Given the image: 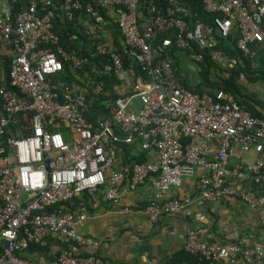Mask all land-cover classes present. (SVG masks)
Segmentation results:
<instances>
[{"label": "built area", "instance_id": "2783aa9c", "mask_svg": "<svg viewBox=\"0 0 264 264\" xmlns=\"http://www.w3.org/2000/svg\"><path fill=\"white\" fill-rule=\"evenodd\" d=\"M8 1V7H0V56L10 57L8 86L14 90L5 85L0 64V240L5 242L0 264H38L15 253L49 241L96 252L99 241L77 231L85 215L74 209L76 200L101 195L117 205L123 184L130 191L150 184L153 198L142 213L152 223L191 217L195 200L234 199L254 210L264 229V197L246 186L264 185V121L223 91L207 101L182 88L162 58L174 47L187 54L195 75L205 58L218 70L235 68L241 61L221 45L234 34L233 48L255 69L256 51L264 48V0H200L210 24L196 20L177 0H167L162 11L143 0H62L59 5L30 0L15 14L14 5L23 0ZM106 10L112 11L122 48L138 73L100 41L83 58L60 45L57 17L75 22L84 15L83 33L97 41L103 40ZM96 56L108 57V63L91 70L85 88L61 80L62 62L81 69ZM106 76L115 79L121 94L109 96ZM237 79L254 93L251 85L258 83L250 84L243 73ZM88 86L90 101L109 97L103 102L106 114L95 125L84 115ZM121 140L142 153L153 152L154 158L118 163L115 144ZM249 153L253 161L244 163ZM185 178L194 179V195L163 201L162 195ZM183 250L200 264H232L233 255L251 262L264 257V247L201 241L189 226ZM45 264H96V259L62 249Z\"/></svg>", "mask_w": 264, "mask_h": 264}, {"label": "crops", "instance_id": "0c3cea01", "mask_svg": "<svg viewBox=\"0 0 264 264\" xmlns=\"http://www.w3.org/2000/svg\"><path fill=\"white\" fill-rule=\"evenodd\" d=\"M8 6V0H0V7ZM104 16L103 41L116 50L109 27L113 17L112 11L106 10ZM85 19L84 15H80L77 19L78 26H84ZM118 42L122 46L120 38ZM109 92L119 95L122 89L112 84ZM140 153L144 155V160L154 158L153 152ZM253 158L252 153L246 154L243 162L251 163ZM117 162L120 163L119 157ZM230 165H234V162ZM246 186L255 189L264 197V185L247 184ZM194 192V179L185 178L180 187L172 188L164 193L162 200L187 194L194 195ZM120 194L121 198L117 205L109 204L101 195L94 197L83 195L78 198L77 204L80 207L78 210L85 215V219L77 231L99 241L96 264H168L176 254L183 251L185 229L188 226L204 242L222 246L235 244L249 248L264 247V229L259 226L256 212L238 200L223 199L205 204H199L195 200L191 204V217L187 219L162 217L152 223L142 213V208L153 198V191L148 182L133 191L123 184ZM84 250L92 252L86 248ZM232 259L234 260L232 264H264V257L256 262L248 261L241 255H233ZM46 262L41 258L37 263L45 264ZM210 264L231 263L227 260H217Z\"/></svg>", "mask_w": 264, "mask_h": 264}, {"label": "trees", "instance_id": "16d2710c", "mask_svg": "<svg viewBox=\"0 0 264 264\" xmlns=\"http://www.w3.org/2000/svg\"><path fill=\"white\" fill-rule=\"evenodd\" d=\"M30 0H23L20 3H16L13 7L12 13L20 12L28 4ZM53 3L59 5L62 0H52ZM180 5L185 7L190 14L194 16L196 20H199L205 24L211 23V17L203 11V6L200 0H177ZM144 6L152 2L156 5L157 9L162 11L167 3V0H143ZM104 13V12H103ZM78 21L76 22H66L57 17L54 21V30L59 36L60 45L67 51H75L79 58L88 56L89 53H94L95 45L97 43H104L102 39L97 41L89 40L83 33V26H78ZM111 34L113 36V43L116 46V51L123 56L124 67H131L136 73L139 72V68L133 59L127 55L125 50L120 46L118 42L119 34L117 28L113 21L111 20ZM161 37L158 38L156 43H160ZM236 41V36L233 34L228 38L221 41L222 48L231 57H235L241 63L235 68L229 69H216L212 62L208 59H204L199 65L201 71L197 74V80L193 83V80L189 77V73L184 72L183 61L187 59V54H183L176 48H172L171 51H165L162 54V58L169 61L175 77L182 88L187 89L195 94L203 96L207 101H212L214 99V94L217 91H223L231 95L234 101L246 110L251 116L259 118L264 121V101L260 100L255 93H250L247 88L238 82V73H243L248 82L259 83L264 86V48H258L256 51L257 56V66L255 69L250 70L246 66V61L243 59L242 55L233 48ZM193 63L192 61H190ZM108 63V57L106 56H96L93 60H90L89 64L82 65L81 69L73 68L71 64L67 62H62L63 72L61 73V80L69 85H83L80 81H87L88 75L92 69H96L103 64ZM0 64L2 67L3 77L7 88L14 90L12 87L8 86V71L10 67V57L0 56ZM243 65V66H242ZM107 84L112 85L115 83L113 77L106 76L103 78ZM88 84V83H87ZM81 88H85L80 86ZM87 89V109L84 115L90 123L95 125L96 118L99 115L106 114V109L103 104L106 98H109L106 94L100 95L97 99L90 101V86ZM105 89H108L107 87ZM108 92V91H107ZM109 96L116 97L117 95L111 94ZM117 151V157H119L120 162L124 163L126 161L143 162L144 155L138 152L134 146L126 144L123 140L115 144ZM138 155H136V154ZM74 209L78 210L80 207L77 204ZM79 211V210H78ZM5 242L0 240V254L4 252ZM62 249H67L71 255L87 257L92 256L97 258L96 252H89L84 250V248H78L72 243H67L64 245H59L55 242H47L45 244H29L25 250L22 252H16L15 255L18 258L25 259L28 261L38 262L39 259H44L45 261H52L60 253ZM168 264H200L197 257L192 256L185 252L184 250L173 257V260L169 261Z\"/></svg>", "mask_w": 264, "mask_h": 264}, {"label": "rangeland", "instance_id": "374dc122", "mask_svg": "<svg viewBox=\"0 0 264 264\" xmlns=\"http://www.w3.org/2000/svg\"><path fill=\"white\" fill-rule=\"evenodd\" d=\"M183 68H184V72L186 71L187 73H189V77H191V80L195 81V79H197V76L194 74V72H192L193 64L191 62H189L188 60L187 61L185 60V62L183 61ZM80 82L83 83V85L80 84V86L84 87V84L86 82L85 81H80ZM251 88L260 100L264 99V86L258 83L251 85Z\"/></svg>", "mask_w": 264, "mask_h": 264}]
</instances>
